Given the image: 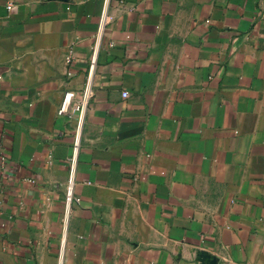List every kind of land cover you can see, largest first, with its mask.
Returning <instances> with one entry per match:
<instances>
[{
	"label": "crops",
	"instance_id": "1",
	"mask_svg": "<svg viewBox=\"0 0 264 264\" xmlns=\"http://www.w3.org/2000/svg\"><path fill=\"white\" fill-rule=\"evenodd\" d=\"M0 264H264V0H0Z\"/></svg>",
	"mask_w": 264,
	"mask_h": 264
},
{
	"label": "built area",
	"instance_id": "2",
	"mask_svg": "<svg viewBox=\"0 0 264 264\" xmlns=\"http://www.w3.org/2000/svg\"><path fill=\"white\" fill-rule=\"evenodd\" d=\"M98 49L95 51L92 57L91 65L89 67L87 83L82 92L78 93L72 89H67L59 106V114L67 117H72L74 114L78 113L81 121L83 120L86 108L88 106L89 99L92 93V80L94 76L95 66L97 62ZM72 77V74L69 75ZM127 95V93H125ZM1 160L5 162V158L1 157ZM72 188V186H71ZM71 197H68V201Z\"/></svg>",
	"mask_w": 264,
	"mask_h": 264
}]
</instances>
